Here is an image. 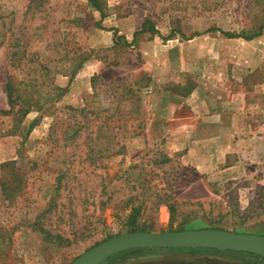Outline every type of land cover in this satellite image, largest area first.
Instances as JSON below:
<instances>
[{"label":"rangeland","instance_id":"obj_1","mask_svg":"<svg viewBox=\"0 0 264 264\" xmlns=\"http://www.w3.org/2000/svg\"><path fill=\"white\" fill-rule=\"evenodd\" d=\"M100 3L0 0V110L9 76L20 95L0 112V264H70L128 233L134 207L138 231L264 235V33L224 34L264 26V0ZM145 20L160 34L133 41ZM114 30L132 45L115 46ZM233 106L250 125L235 141L209 127ZM140 250L104 264L243 263Z\"/></svg>","mask_w":264,"mask_h":264},{"label":"water","instance_id":"obj_2","mask_svg":"<svg viewBox=\"0 0 264 264\" xmlns=\"http://www.w3.org/2000/svg\"><path fill=\"white\" fill-rule=\"evenodd\" d=\"M215 249L264 258V235L218 228L170 232L135 231L114 236L76 257L70 264H104L114 256L140 249Z\"/></svg>","mask_w":264,"mask_h":264},{"label":"trees","instance_id":"obj_3","mask_svg":"<svg viewBox=\"0 0 264 264\" xmlns=\"http://www.w3.org/2000/svg\"><path fill=\"white\" fill-rule=\"evenodd\" d=\"M88 2L91 5H93L97 10H99L101 12V14H103V10H102V7H101L100 0H88ZM213 30L214 29H208L205 32H195V33L191 34L188 37L185 36V35H183V36L186 37L189 40V39H193L196 36H200V35H203L205 33L211 32ZM151 31L153 33L160 34V31L156 28V25H155V23L153 21L145 20L143 22V24H142V29L140 31H137V32L134 33L133 41L136 40V37L138 36V34L147 33V32H151ZM263 33H264V26H261L258 29V31L253 32L251 34L232 35L230 33L224 32V34H225V36L227 38H243V39L248 40V41H251V40L261 36ZM173 34L174 33L172 32L171 35H169L168 37H172ZM133 41L132 42H128L123 36L118 34L117 30H114L113 42H114L115 46H123V45L124 46H130V45H132ZM14 85H15V83L12 82V78H11V76H9L8 77V81L5 84V90H6V95H7V98H8V103L10 105V109L9 110H4V109L0 110V112L2 114H8L10 111H12L15 108H17L16 106H18V103H19V100H20V95H18L16 93V88L14 87ZM21 109L23 110V114H25V115H27L30 112V109H28V108L22 107ZM21 109H20V107L18 108L19 112H21ZM69 109L73 110V111H76V112H80V113L84 112L83 108L82 109H74L72 107H69ZM79 122H81V121H79ZM84 126H85V123H82V124L78 123L76 126H74V136H78L81 133V131L84 129ZM95 131L98 132L99 128L97 127L95 129ZM168 209H169V212L171 214V218H173L175 210H176L175 207L173 205H168ZM139 212H140V207H134L133 208L132 213H131V222H130V225H129V232L138 231V229H136L135 226L133 225V221H134L136 215ZM37 230L40 231L41 233H45L47 235L50 234V231L45 229L42 226L38 227ZM139 231H145V230L142 228ZM56 238L59 239L60 238L59 235H57ZM110 238H112V237H109L108 239H110ZM108 239H106V240H108ZM151 250L153 251V250H158V249H156V248L153 249L152 248V249H150V251ZM145 251H147V250H145Z\"/></svg>","mask_w":264,"mask_h":264},{"label":"crops","instance_id":"obj_4","mask_svg":"<svg viewBox=\"0 0 264 264\" xmlns=\"http://www.w3.org/2000/svg\"><path fill=\"white\" fill-rule=\"evenodd\" d=\"M89 64H87V67H88ZM86 70L87 69L85 68L83 70V73L80 76H83V74H86L87 73ZM93 74H94V71H93L92 74L90 73L91 76ZM90 77L88 79L79 80L77 85H75V88H73V90L71 91V95H73V93L75 94V92L78 94V91H79L78 85L81 84V83L83 84V87L80 89V93H83L84 91H87L91 87L90 86V83H91L90 82V79H91ZM185 100H186L185 101L186 105L190 106L191 108H196V106L194 105L195 104L194 103L195 102V95H191V96L187 97ZM226 102L229 105L230 104L233 105L234 104L233 103L234 102V98H232L231 100H227ZM228 111H229V113H227L226 116L223 115L224 119H226L224 125H221L220 123H215V121H211L209 127L213 128L214 130L217 129V128L225 127L226 134L229 133L231 135V138H232L231 141H235L236 137L239 136L238 134L240 133V130H242V132H243L244 128H246V127L250 128V125L248 124V121L245 120V115L239 113V110H235L234 106L229 108ZM220 122H224V121L222 120ZM242 124H243L242 129H240V126ZM197 134H199V133H197ZM213 134L215 136H217L216 132H213ZM243 142H246V141L243 140Z\"/></svg>","mask_w":264,"mask_h":264},{"label":"flooded vegetation","instance_id":"obj_5","mask_svg":"<svg viewBox=\"0 0 264 264\" xmlns=\"http://www.w3.org/2000/svg\"><path fill=\"white\" fill-rule=\"evenodd\" d=\"M154 249V248H153ZM144 251L147 250L150 253L151 252H160L163 251L164 249H158V250H151L150 249H143ZM141 250H138L136 252H139ZM167 251V250H164ZM168 251H177V252H189V253H196V252H203L202 254L209 255V256H214L218 255L221 257H231L236 260H241L243 263L242 264H262L264 263V258H261L259 256H256L254 254H249V253H243V252H232V251H218L215 249H170ZM147 252V253H149ZM120 255H117L109 260H114L115 258H119ZM107 260L106 262H108Z\"/></svg>","mask_w":264,"mask_h":264}]
</instances>
